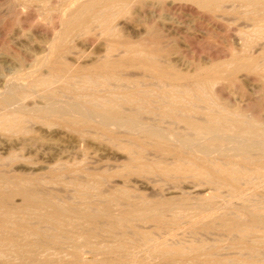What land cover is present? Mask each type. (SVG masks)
<instances>
[{
  "label": "bare ground",
  "instance_id": "6f19581e",
  "mask_svg": "<svg viewBox=\"0 0 264 264\" xmlns=\"http://www.w3.org/2000/svg\"><path fill=\"white\" fill-rule=\"evenodd\" d=\"M43 1L48 2L49 0ZM133 1L136 0H57L62 32H60L61 36L58 42L55 43L51 40L53 42L49 47L51 53H56V60L47 66V70H45L47 73L33 77L25 85H12L14 87L9 89L10 91L3 96L0 94V110L17 103L16 109L10 111L6 109L8 112H4V109L3 113H0V126L12 129L11 132L21 131L22 118L30 114L32 117L35 115L49 119L51 117L58 118L75 127L91 125L97 118V124L103 130L109 125H113L122 128L124 133L130 136V140H128V145H130L124 146L131 153L127 162L128 168H139L144 175H146L144 172L152 171V167L154 168L155 165H151V162L148 164L152 160L145 159L148 161L145 163L140 155L144 153L142 149L148 148L157 152L156 154L160 153L164 159L166 158V161L168 160L166 162L163 161V158H156L157 161L161 160L160 162L163 163L161 165L157 163L159 166H157L158 171L156 170V172H159V175L161 172L164 175H175L176 177H182V175L194 176L192 178L200 177L202 182L207 180L209 184L213 185L216 191L222 186L228 187L231 191V194L228 193L229 198H231L227 204L221 205L220 201L218 202L216 199L217 194L210 195L207 191L202 194L204 196H198L199 198L196 199L184 196L177 198L176 195V198L169 196V199L141 197L137 200V197L134 200L129 195L130 193L113 190L119 193L107 194V191L104 192L105 194H102L103 192L99 194V200L100 198L102 200L101 204L98 203L99 205L90 203L85 198H82L80 204L77 202V204L61 203L50 192L42 194L43 191H39L35 186V177L24 175L9 177L0 174V264H253L259 261L264 262V259L260 260L256 257L257 254L264 256V204L253 201L254 197L250 195L254 194L248 192L250 194L248 196V193L242 189L245 185L241 184V188L238 186L242 180L246 182L247 173L258 172L264 168V128L258 121L249 119L242 112L228 108H216L213 106L214 100L212 105L210 104L204 91L206 82L209 84L211 81L206 80L215 64L213 67L210 65L198 72L196 78L190 81L185 75L176 73L171 64L164 61V57L167 55L166 52H163L164 50L146 43V45L142 44L143 40L136 44L118 43L115 39L118 31L115 32L113 22L114 20L116 22L119 17L117 15L127 11ZM185 1L191 2L198 9L207 13H216L215 11L223 9L225 5L234 3H240L245 8L250 6L254 10L257 9L256 12L260 10L258 14L264 10V0ZM52 10L54 9L51 7L46 8L48 13ZM247 14L249 15L250 12ZM258 14H256L257 18ZM115 17L117 18L115 19ZM92 25L99 26L101 34L104 38L107 37L109 40L107 42H111L107 43L109 44L107 45L108 49H105L107 53L104 58L101 57L102 59L89 64V67L74 68L70 65L71 63H66L63 60V54L69 50L67 41L71 34L88 31ZM153 31L150 30L148 34L153 35L154 33H151ZM55 35L57 37V34ZM115 44L121 45V47L117 46L121 49L124 46L121 56L117 55L116 57L115 53L111 54V51L112 53L118 51ZM261 53H263L261 58L264 59V51ZM246 56L240 58L237 56L234 58L233 62H236L234 64H237L238 68H251L253 60L249 58L250 56ZM43 62L45 61L43 60ZM258 64L257 61L255 68ZM132 66L141 68L157 81L160 88L158 91H154L156 93L152 90L140 89L138 85H134L135 80L126 79L127 83L132 86L126 83V88L121 87L116 93L108 95L95 96L91 94L92 92L88 93L91 95H88L80 93V91L76 92L74 87L72 88L71 81L76 77L81 78L80 81L87 84L97 83L96 81L99 79H102L103 82L119 81L125 68ZM218 66L215 69H218ZM261 67L258 66V68ZM26 75L29 76L25 74V78ZM60 80L63 81L62 85L54 86V83ZM99 81L101 82V80ZM189 85L193 88H191L192 90ZM27 90L33 91V93L36 90L41 91L42 95L38 94L44 98V105L31 109L21 104L20 101ZM86 91L88 92L87 88ZM62 92L73 93V96L62 101L60 97ZM119 98L121 101H118ZM153 98L156 99L153 100ZM152 101L160 103L158 106L159 116L170 119L174 124L183 125L184 130L178 131L176 130L177 126L175 128L174 125V127L164 128L158 124L144 122L139 111L141 107ZM200 102L206 106H201ZM125 104L132 105L133 109L125 111L123 106ZM148 113L150 112L148 111ZM141 151L143 153H140ZM213 152L220 154L219 156L215 153L227 161L224 162L222 159L224 163H217L220 159L215 161L212 156L210 157ZM166 156L172 158L171 162ZM210 158L216 163L212 162ZM244 163L246 166L248 164L249 168L248 166L245 168ZM128 168L125 167L127 170ZM136 171L138 172V170ZM140 173L142 174L139 171L138 174ZM182 178L184 179V177ZM182 178L175 179L181 180ZM189 178V182L194 181ZM167 179L172 180L168 177ZM197 180L198 184L201 183ZM100 182L97 185H100ZM247 182L250 183L247 190L257 187V182H254L256 183L254 185H251L250 180ZM198 184L195 183V186ZM198 186L197 188H200ZM209 186L206 185V188L209 189ZM94 188L96 189V186ZM206 188L203 190L204 192ZM89 190L88 193H91ZM192 190L194 189L190 191ZM81 192L83 191L81 190ZM81 192H78L79 197H82L83 193ZM195 194L199 195V193ZM15 196H18V200H20L17 204L13 202ZM251 197H253L252 200ZM229 205L232 206L229 207ZM116 206L117 208H115ZM144 228H148V230H144ZM218 229L227 235V237L224 234L220 235L227 238V240L222 238L223 241L225 239L230 243L228 236L232 238V246L228 245L236 249L238 257L229 258V254H227V258L220 256L217 258V252L218 254L222 253L221 250V252L217 251L219 246L216 248L215 243L213 246H208L204 243L207 241H201L199 236L201 233L209 232L208 234L211 235L214 233L213 230ZM217 232L216 234L219 233ZM186 235L191 239L189 237L190 240H185ZM186 241L188 244H185ZM217 243L221 244V242ZM230 251L234 250L230 249ZM86 254L90 255L89 261L85 260Z\"/></svg>",
  "mask_w": 264,
  "mask_h": 264
},
{
  "label": "rangeland",
  "instance_id": "374dc122",
  "mask_svg": "<svg viewBox=\"0 0 264 264\" xmlns=\"http://www.w3.org/2000/svg\"><path fill=\"white\" fill-rule=\"evenodd\" d=\"M163 1L136 0L133 1L134 3L132 2L133 4L131 3L132 5L130 4L127 11L117 15V17H119H115V19H117L116 22L114 20L113 26L116 30L115 32L118 31L116 33L117 37L115 36L118 43L136 44L143 40L142 44L146 43L149 46L156 47L162 51L164 50L163 52L167 53L164 57V61L171 64L176 73L185 75L190 81L196 78L198 72L210 65L213 67V64H215L213 67L214 69L218 65L221 66L222 68L218 66V69L215 70L211 68L213 70H211L209 75L212 76L210 77L208 75L209 77L206 80H211L210 83L208 82L209 84L206 82V90L204 88V93L207 95L210 104L214 102L213 106L216 108H228L229 110L231 109L240 113L242 112L249 119L258 121L264 128V72H262L264 71V59L261 58V56H263V53L261 52L264 51V10L258 14V11L260 10L256 12L257 9L254 10V8H250V6H246L247 8H245L243 7L244 5L240 3H234L225 5L223 9L215 11L216 13H207L198 9L191 2L185 0ZM57 4V0H49L48 2L43 0H37L35 2L34 0H0V94L2 96L14 87L12 85H25L29 80H32L33 77L47 73V71H45L47 70V66L56 60V53H51L49 47L53 41L55 43L58 42L61 36L60 32H62V27L59 22V5ZM236 4L241 5L239 6L240 8ZM48 7H51L54 10L48 13L46 11V8ZM247 12H250V14L248 15ZM256 14L259 15L258 18ZM253 16H255L254 19ZM99 28L100 27L97 25H92L88 31H78V33L71 34L69 37L70 39L67 41L69 50L63 54V60L66 63H71L70 65L72 67L79 68L83 66L89 67V64L95 60L98 61V59L104 58L107 53V47H109L107 45L111 42H107L109 40L106 36V38H104L103 34H101V28ZM150 30H155L151 32L154 33L153 35L148 34ZM55 34H57V37ZM117 46L121 47V45L115 44V48H117ZM123 47L122 49L117 48L118 51H114L113 53L111 51V54L115 53L114 56L116 57L117 55L121 56ZM237 56L238 58L250 56L249 58H252L253 60V68H255L257 61L260 64L256 65L257 68L258 66L261 67V65H263L261 68H258L259 70L255 68L254 71L252 66L251 68H238L237 64H234L236 62H233L234 58H237ZM43 60L45 62H43ZM39 65L40 67H38ZM122 73L123 75L121 76L124 80L122 77L119 81L115 82L112 80H108L109 82H103L102 79H99L102 83L99 80L96 82L100 84L95 82L87 84L80 81L81 78L76 77L71 81L73 84L72 88L74 87L76 92L80 91V93L83 94L92 92L91 94L95 96L113 94L119 91L121 87L126 88V80H135V86L138 85L140 89L142 88L147 91L152 90V92H154L158 91L160 88L157 81L139 67H127ZM25 74H28L29 76L26 75L25 78ZM62 83L63 81L61 80L57 81L54 83V86H59V84L62 85ZM127 84L132 86L129 83ZM102 85L104 86L102 87ZM208 85H210V87H208ZM189 87L190 89L192 88L190 85ZM86 88L88 92L86 91ZM104 89L107 90L105 91ZM36 91L33 93V91L27 90L20 103L31 109L42 107L44 105V98L38 94L41 93V91ZM60 95L62 101H66L73 96V93L62 92ZM155 99L156 98H153V100ZM118 101H121L120 98ZM150 103L141 107L139 111L141 112V118H144V122L146 121L148 124H158L164 128L174 126L176 128L177 126L176 130H184L183 125L177 123L174 124L170 119L159 116L158 106L160 103L155 101ZM16 105L17 103L9 105V107L7 106L8 108L5 107L1 109L0 113H3L4 109V112L16 109ZM200 105L203 107L206 106L203 102H200ZM123 106L125 111H131L133 109V106H130L129 104ZM148 111L150 113H148ZM28 116L30 117L29 119ZM148 117L150 118L148 119ZM22 119V132L19 130L17 132L15 130L11 132L12 129L0 126V174L9 177H18L22 175L32 178L35 177L34 183H36L35 186L37 189L41 192L43 191L42 194H48L49 192L54 194L61 203L72 202L80 204L79 202L82 201V198H85L86 201L99 205L102 203L101 198L99 200V194L102 192V194H105L107 191V194L119 193L114 192L113 190H118L120 193H130L129 195H131L134 200L137 197V200L141 197H144L145 199H169V196L170 198H173V196L176 198V195L177 198H179V196H184L196 199L200 196H204L202 194H205L207 191L210 195L217 194L216 199L218 202L220 201L219 203L221 205L227 204L228 200L231 198H229L231 191L228 187L222 186L216 191L213 185L209 184L207 180H203L206 185H210L208 188L213 191L211 193L201 181L202 179H200V177L192 178L194 176L186 177L182 175L185 179L184 180L181 176L176 177L175 175H164L161 172L159 175V172H156V170L158 171L156 168L163 163L160 162L161 160L159 159V161H157L156 158L164 159V157H162L160 153L156 154L157 152L151 149L149 150L148 148L142 149L144 153L142 151L140 152L144 154H140L141 159L144 160L143 162L145 163L152 160L149 161L148 164L151 162V165H155V169L153 167V170L151 169L152 171H155L152 172L149 170V173L146 171L144 172L146 175H144L143 171L139 168L129 167V169L127 167V162L131 153L128 152L124 146L128 145L130 136L127 133H124L122 128L113 125H109L103 130L97 124V118L94 119V122L91 125L86 127L71 126L67 122L53 117L50 119L35 115L32 117L31 114L27 115V117L24 116ZM213 153H211L210 157L212 156L215 161L219 159L221 160V162L219 160L217 163H224L227 161L222 156V158L219 157L220 154L215 152L219 155L218 156ZM166 157L167 159H170L169 162H171L172 158H169L170 156ZM145 159L148 161H145ZM165 159L163 161H166ZM213 159L210 158L212 162L216 163ZM166 162H168V160ZM157 163H159V165ZM245 164L246 163H244L243 166L247 168L248 164L247 166ZM63 166L64 169H62ZM125 167L128 168L129 172ZM51 169H54L55 171ZM135 169L138 170V172H142L143 175L141 173L138 174ZM262 169L258 172H249V174L251 173V176L247 173L248 177L245 178L246 182L242 180L238 183V186L241 188L242 185H245L242 189L247 193L250 192V194H254L250 195L248 193V196L250 195L254 197H251V200L253 198V201L264 204V168ZM90 176H92L91 178L93 179H91ZM174 176L178 179L182 178L184 181L182 179H177L180 181L178 183ZM258 176L259 178H257ZM167 177L174 179L170 180L167 179ZM189 177L195 182H189ZM195 179H198L197 181H200L201 183L198 184ZM247 180L251 181V185H254L256 184L254 182H257L256 189L247 190L250 184ZM173 181L177 182L174 183ZM99 182L101 184L97 185ZM195 183L199 186H195ZM189 184L191 185L189 186ZM94 186H96V189ZM197 186L200 188H197ZM205 188L206 191L204 192L203 190H205ZM80 189L83 192H81ZM191 189L196 191H190ZM200 189L202 190L200 191ZM77 190H79L78 192L85 194V196L86 194L91 195L85 197L82 194V197H79ZM88 190L91 193H88ZM181 193H185L188 196L185 194L182 195ZM195 193H199V195L196 196ZM191 194L192 196H190ZM18 199L19 197L15 196L14 200L16 202L14 200L13 202L16 204L19 203L20 200ZM119 204L122 205V203ZM233 205L235 204L233 203ZM230 206L232 205H229V207ZM115 208H117V206ZM144 230H148V228H144ZM215 231H218L219 233L221 232V234L218 232V234H216ZM212 232L214 233L211 235L208 234L209 232H203L199 236L203 242H213V244L204 242L206 245L213 246L215 243L216 248L219 246L217 251L221 250L222 253L218 254L217 252V258H227V254H229V258L239 256V254L235 252L236 249L228 245L230 244L232 246L231 243H233L230 236H228L229 243L226 241L227 235L224 234V231H219L218 229L213 230ZM215 234L218 236L217 238L215 237ZM223 234L226 237L220 236ZM186 237L188 236L186 235ZM186 237L185 240L191 239L190 236V239L189 237ZM212 237L213 239H211ZM222 238H226V240L224 239L223 241ZM217 242H221V244ZM185 244H188V242L186 241ZM221 245L223 248H221ZM222 249H226L228 252L226 250L223 251ZM230 249L234 251H230ZM229 251L231 252V255ZM233 253H237L238 255H234ZM256 257L260 260L264 259L262 254L260 256L257 254ZM89 259L90 255L86 254L85 260L89 261ZM253 264H264V262L259 261Z\"/></svg>",
  "mask_w": 264,
  "mask_h": 264
}]
</instances>
